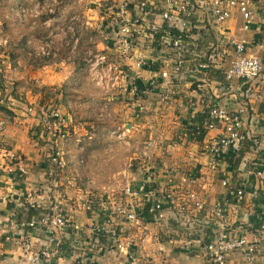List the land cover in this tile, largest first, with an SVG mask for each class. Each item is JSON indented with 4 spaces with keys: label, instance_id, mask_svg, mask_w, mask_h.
Wrapping results in <instances>:
<instances>
[{
    "label": "crops",
    "instance_id": "1",
    "mask_svg": "<svg viewBox=\"0 0 264 264\" xmlns=\"http://www.w3.org/2000/svg\"><path fill=\"white\" fill-rule=\"evenodd\" d=\"M31 2L34 5L32 15L27 9L26 0H17V14L13 20L18 25L24 27L32 21L35 29L40 27L46 30L43 32L44 37H49L52 42L53 37L63 38L64 35L69 52L77 48L71 42L75 24L82 22L80 28L79 24L76 25L81 35L84 28L88 30L96 25L97 37L102 41V44L97 45V53H103L107 35L105 17L91 15L88 5L81 20L69 13H59L54 17L43 1ZM56 2L57 6L63 3L61 0ZM131 5H135V0H132ZM136 6L134 10L137 17L141 13ZM162 8L152 0L150 8L148 4L146 9V17L142 19L155 20ZM9 18L10 15L6 14L4 22H8ZM160 25L166 32L150 34L147 29L137 27L135 44L131 49L135 58L145 60L146 67L137 70L139 79L135 80V86L129 87V92L117 93V96L84 92V85L89 79L77 77L78 71L87 67L82 58H55L54 62H38L36 64L39 66L33 65L31 68L25 65L24 59L21 60L20 50L15 60L7 56V51L2 52L0 75L2 73L5 79L0 106L5 108V112L0 111V123L5 124V129L0 133V264H131L127 250H120L117 246L115 252H111L102 243H96L103 239L93 234L92 228L105 226L110 220V227L118 231L121 241L130 245V250L136 253L138 264H208L204 245L197 242L189 250L180 247L183 242L195 237L198 241L202 240L197 234L193 236L192 232L181 230L182 226L176 219L182 211L186 213L184 209L191 214H194V209H198L189 199L187 188L179 186L180 179L184 175L196 173L198 181L193 191L198 194L201 203L209 208H213L222 198L234 200L233 193L244 182L233 176L231 159L217 169L210 163L211 144L217 137L226 134V127H209L207 115L203 114V110H206L204 107L197 106L185 112L179 102L182 99L198 101L201 92L197 86L204 83L213 97L221 99L223 106L236 110L243 103L248 104V100L238 90L230 91L227 96L222 70L229 67L234 59V38L244 37L249 43L248 54L264 60V16L254 24L255 30L246 35L241 31L239 17L224 27L201 31L197 38L204 58L183 51L185 64L179 76L173 80H166L163 74L170 71L168 64L172 65L173 59L178 56L172 48V39L184 34L176 31V28L171 30L167 25ZM224 32H229V35L226 37ZM110 33L109 29L108 35ZM140 40L144 44H140ZM74 42L77 44L79 38L74 39ZM215 47L219 50L224 48L216 53ZM42 52L48 54L45 56L47 58L53 53H39ZM199 62L209 67L201 68ZM16 65H19L18 70L35 71L34 76L29 78L39 83L38 91L30 88L14 96L16 84L21 85L22 79L27 78L20 76L22 71L19 73L15 69ZM100 83L96 82L97 85ZM138 87L146 94L134 96L131 90ZM57 89H61L63 94L56 92ZM167 92L172 94L169 102L163 100V94ZM57 102L63 105L69 130L68 140L61 144L69 167L57 177L58 190L49 192L45 161L50 143L44 141V131L38 119L28 115L27 110L30 107L37 109L43 103ZM249 107L252 109L250 112L255 111L256 117L264 122V92L260 99H251ZM108 108L112 110L108 111ZM104 113L110 117L104 116ZM247 118L248 111L245 116L247 123L241 131L258 134L264 142V128ZM259 153L252 142L247 141L239 152L235 168L260 160ZM11 154L23 160L29 169L27 175H8L5 167L11 165ZM230 156L226 152L225 158ZM69 181H72L73 187L69 186ZM224 181L229 185L225 186ZM164 191H174L176 202L165 201ZM58 192L60 197L56 195ZM34 195L37 196L36 203L28 204L26 198ZM104 198L112 200L103 201ZM87 200L94 202L95 213L83 207ZM60 201H63V205L58 210L68 215L81 230L41 227L43 216L50 211L47 208L56 206ZM159 201L165 204L164 209H171L164 213V218H157L151 213ZM249 201L250 198L241 209H264V200L258 206H252ZM168 205L171 208L166 207ZM118 209L135 212L140 217L146 214L144 229L148 237L143 234L144 229L135 227L132 224L134 222L117 215ZM199 214L212 217L211 209ZM232 215V227L236 233L249 240L256 239L244 215L236 211ZM32 223L36 226H31ZM7 234L11 235L9 240L5 238ZM229 264H264V259L257 257L251 261L235 254Z\"/></svg>",
    "mask_w": 264,
    "mask_h": 264
},
{
    "label": "built area",
    "instance_id": "2",
    "mask_svg": "<svg viewBox=\"0 0 264 264\" xmlns=\"http://www.w3.org/2000/svg\"><path fill=\"white\" fill-rule=\"evenodd\" d=\"M152 0H135L136 9L150 8ZM162 8V12L155 16L157 26L160 24L167 25L171 30L176 28V31H181L184 35L179 37L175 36L172 39V48L174 53L178 56L173 59L174 62L168 64L170 71H166L163 75L166 80L176 79L182 71L184 66L183 51L198 58H204L202 56V49L200 40L197 35H200L201 31H208L212 27H224V25L232 20L241 19V31L244 35L254 31V24H257L259 19L264 16V1L263 0H154ZM134 5V8H135ZM136 10L131 9L120 12L115 15L114 21L119 24L121 32L125 40L121 49L122 54H125L127 50L130 51L134 41L136 40V29L141 27L145 20L141 15L136 17ZM140 23V24H139ZM160 28H164L159 26ZM178 27V28H177ZM165 29V28H164ZM166 31V29H165ZM226 37L229 32H224ZM234 49V59L230 66L222 70V74L225 78V89L228 92L238 90L242 96L248 100V104L245 102L241 105L240 109L234 110L229 106L222 105L221 99L218 100L213 97L210 91L206 88L204 83L199 84L198 90L201 92V97L198 101L192 99H182L179 104L183 111L189 112L191 109L201 106L206 110H203V114L207 115V124L211 128H216L219 125H224L226 134H223L215 139L210 147V163L214 169L223 165V162L228 163L231 159L232 171L236 173L238 178L243 179L244 184L237 188L233 193L235 199L228 197L222 198L212 208L203 205L199 200V196L196 192L189 191V199L195 203L199 209H194V214L184 209L180 215L176 217L181 224V230H188L192 232L193 236L198 235L202 238L198 241L195 238L185 241L181 244V249L189 250L194 243L199 242L200 245H204L203 248L207 253L208 264H229L230 259L235 254H240L248 260H255L257 257L264 259V209H241L244 202L250 198V204L252 206H258L264 200V142L259 137L260 135L243 133L241 129L247 123L245 116L247 111L249 118L253 121V124H258L264 128V122L256 117V112H250V100L262 97L264 92L263 76H264V60L261 57H256L248 54L249 43L244 38L235 39L232 41ZM191 47V48H190ZM192 49V50H191ZM215 52L219 53V49L215 47ZM131 56V51H130ZM199 67L208 68L209 65L199 62ZM135 68L140 71L146 67V62L143 58H136L134 64ZM237 85V86H236ZM4 92L3 77L0 75V96ZM60 95L63 94L61 89H57ZM131 93L134 96H143L145 91L139 88H133ZM172 94L167 92L163 94V100L170 101ZM226 97V94H225ZM2 102V99L1 101ZM27 114L36 117L39 121L41 129L43 128L44 141L50 143V148L47 151V159L45 166L47 170V176L50 183L49 192L58 190L59 184L57 177L65 172L69 167V162L66 159L64 150L61 144L66 142L69 138V130L67 128V121L64 115L63 105L61 103H43L37 109L30 107L27 110ZM5 129V124L0 123V133ZM251 141L258 151L260 152V160H254L249 165L239 166L235 168L236 160L239 157V152L244 148L247 141ZM226 152L231 156L225 158ZM11 165L5 167L8 175L18 174L25 176L28 174V168L24 164L22 159L16 154L9 155ZM225 158L227 161H224ZM198 176L192 172V175H184L180 179L179 186L183 189L192 183H197ZM69 186L73 187L72 181L68 182ZM225 186L229 183L224 181ZM141 190H145L144 187ZM165 201L172 203L176 202L175 192L164 191ZM59 195V192L56 193ZM248 196V197H247ZM37 196H28L26 201L28 204L35 202ZM39 197V196H38ZM60 197V195L58 196ZM63 205V201L57 203L56 206H51L48 213L43 216L41 220V227L52 229L56 228H73L75 230H81L82 228L68 215L59 211ZM83 207L91 213H95L94 202L87 200L84 202ZM170 207L171 206H166ZM165 204L161 201L151 209V213L156 215L157 218H164L166 211L171 209H164ZM234 208V209H233ZM44 209V208H43ZM207 209H211L212 217L208 214L206 216H200V212H205ZM161 210V212H158ZM51 211H54L51 212ZM241 212L244 215L245 222L253 229L256 239L249 240L244 235H238L232 227L233 215L232 212ZM117 215L128 220L129 222L144 229L146 214L137 215L135 212H124L123 209L117 210ZM110 220L105 226L97 225L92 228V233L99 236L101 239L111 238L117 249L127 250L131 264H138V257L135 252L130 250L131 246L124 244L118 231L115 228L110 227ZM31 226L35 227L34 223ZM7 233V231H6ZM143 234L148 237L147 231L144 229ZM10 234L6 235V240L10 239ZM1 259V255H0Z\"/></svg>",
    "mask_w": 264,
    "mask_h": 264
},
{
    "label": "rangeland",
    "instance_id": "3",
    "mask_svg": "<svg viewBox=\"0 0 264 264\" xmlns=\"http://www.w3.org/2000/svg\"><path fill=\"white\" fill-rule=\"evenodd\" d=\"M39 1H43V4H46V7L49 8V10H52L51 14L54 17H57L59 13H69L77 15V17H79L81 20V15H85L87 12V5L90 7L89 12L91 15L99 14L105 17L107 35L104 41L105 47L103 53H100V55L97 53V45L98 43L102 44V41L101 38L97 37L96 25L95 28L91 26L88 30L84 28V33L81 35V33L77 31L76 25L79 24L80 28V24L82 22L80 21L79 23H76L72 28L74 38L71 39V42L72 44L76 45L77 48L74 50L70 49L71 52H69V47L66 45L67 39L63 34H61L63 35V38L57 37L56 39L53 37L52 42L49 37H44L43 32H46L44 28H34V22H27L24 27H22L23 25H18L17 22L13 20L17 14V0H0V55H2V52L7 51L9 53L7 56H11V58L15 60V58L17 59V51L20 50L19 54L21 60L24 59L25 65L31 68H33V65L34 67L39 66L40 64H36L38 62H54L55 58L63 60H66L70 57L79 59L82 58L87 67L78 71L77 77L89 79V82L84 85V92L91 95L104 93L107 95L117 96V93L129 92V87L135 86V80L139 79V75L137 74V69H135L134 66L136 62L134 51L130 48L131 56L129 50H127L125 54H122L121 49L125 38L122 35L119 24H116L114 21L116 14L118 15L125 9H134V6L131 5L132 0H61L63 1L61 6H57L55 4L58 0ZM26 3L27 9L32 15L34 13L33 2H31V0H26ZM50 3L54 4L50 5ZM59 7L62 10L57 9ZM146 11L147 10L142 7V9L139 10V13H141V16L144 17L146 16ZM6 14L10 15L8 22H4V17ZM159 26H157L155 20H145L144 23H142V26L139 28L144 30L147 29V32H150V34L151 32H166L164 28H160ZM109 29L111 33L108 35ZM22 33H25L26 36H24ZM37 35L38 37L36 38ZM162 36L164 35L162 34ZM76 38H79V42L77 44L74 42V39ZM163 39L165 40V38ZM233 41H235V38ZM154 42H156V40ZM218 43L221 44L220 41H218ZM140 44H144V42L141 41ZM82 46H84L83 49ZM223 48H221L219 52H221ZM253 48L254 47H252L251 50ZM40 51H53V53L50 54L49 58H47L45 56L48 54H44L43 52L41 54L39 53ZM98 60L100 62L99 64H97ZM18 68L19 65H16L15 69L18 70ZM18 72H21L20 76H25L28 79L23 78L21 85L19 86L16 84V92L14 93V96L23 94L30 88H34L36 91L40 89L39 83L33 78L32 80L29 78L34 76L35 71L33 69H19ZM55 72H60V70H56ZM1 75L5 79L2 73ZM97 81H100L101 83L97 85ZM4 109L5 108L0 106V111L5 112ZM107 110L110 111L112 109L108 108ZM104 116L110 117V115L107 113H104ZM238 171L233 173V176L236 178V180L240 181L236 176ZM154 183L157 184V182ZM195 184L196 183H192V187L187 186V191H192ZM94 200L97 201V199ZM104 200L111 202L112 199L104 198L103 201ZM105 208H107L106 203ZM96 243H102L103 247H105L107 250H110L111 252H115L116 250L115 243L112 240L103 239Z\"/></svg>",
    "mask_w": 264,
    "mask_h": 264
}]
</instances>
